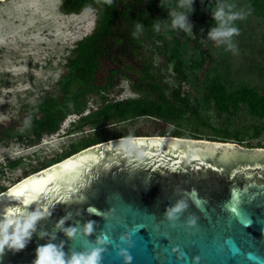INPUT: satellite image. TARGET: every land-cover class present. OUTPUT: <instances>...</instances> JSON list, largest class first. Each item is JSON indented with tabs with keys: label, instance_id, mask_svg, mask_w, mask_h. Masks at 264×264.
Returning <instances> with one entry per match:
<instances>
[{
	"label": "water",
	"instance_id": "obj_1",
	"mask_svg": "<svg viewBox=\"0 0 264 264\" xmlns=\"http://www.w3.org/2000/svg\"><path fill=\"white\" fill-rule=\"evenodd\" d=\"M241 194L247 223L231 211ZM28 211L43 215L26 247L5 249L0 264H33L47 243L65 261L99 249V264H264V147L173 135L109 139L0 192V231Z\"/></svg>",
	"mask_w": 264,
	"mask_h": 264
},
{
	"label": "rangeland",
	"instance_id": "obj_2",
	"mask_svg": "<svg viewBox=\"0 0 264 264\" xmlns=\"http://www.w3.org/2000/svg\"><path fill=\"white\" fill-rule=\"evenodd\" d=\"M206 1L211 3L213 11L223 6L226 13L244 14V19H237L229 25L237 27L239 35L227 40H213L209 34L194 37L191 31L183 29L187 35L192 36L189 38L180 32L172 34L169 27L162 23L155 27L151 36L146 37V33L144 34L143 45L151 49L155 66L172 85L176 84V80L171 73L172 61L167 56L174 46L179 49L181 58L203 61L197 67L191 66L189 62L185 64L188 69L181 88V94L197 105L199 114L207 124L200 128L202 139L214 140L211 136L212 128H220L234 137L226 141L235 142L244 148H248L247 144L264 147V131L255 134V127L262 121L252 115L245 104L240 103L236 108L219 111L210 98L206 97V85L213 77H218L227 91L242 86L258 90L264 88V12L255 5L256 2L264 5V0H193L192 11L187 15V23L191 29L202 15H209L205 8ZM60 2L61 0L0 2V122H18L15 130L18 135L13 134L7 139L8 142L0 141V163L4 166L0 173V185L4 187L20 180L32 165L60 154L82 135L80 132L66 134L71 122L77 118V115L71 114L63 120L56 133L44 136L38 142L29 143L18 139L19 134L28 129L21 113L43 99L62 72L70 49L95 24V13L91 14L84 9L79 13L64 14L59 10ZM216 22L218 28L219 22ZM230 44L233 47H229ZM201 49L209 52L204 60H200ZM133 95L124 78L109 93L114 98ZM91 99L89 107L94 106ZM118 126L154 132L161 130L165 124L152 123L148 118H137L123 121ZM183 127L188 129L189 125L184 122ZM89 131L90 129H85L84 132ZM18 158L22 161L17 166L11 168L7 165Z\"/></svg>",
	"mask_w": 264,
	"mask_h": 264
},
{
	"label": "trees",
	"instance_id": "obj_3",
	"mask_svg": "<svg viewBox=\"0 0 264 264\" xmlns=\"http://www.w3.org/2000/svg\"><path fill=\"white\" fill-rule=\"evenodd\" d=\"M255 5L264 12L262 3L256 2ZM89 6L95 9L92 30L70 49L62 72L43 99L21 113L28 129L19 134L18 139L29 143L38 142L44 136L56 133L63 120L71 114L77 115V118L71 122L66 134L80 132L82 135L60 154L32 165L22 178L78 150L117 137L169 133L177 137L203 138L200 128L207 124L199 114L197 105L181 94L188 69L185 64L189 62L191 66L197 67L203 61L181 58L179 49L174 46L167 56L172 61L171 73L176 80V84L172 85L155 66L151 49L143 45L144 34L146 37L151 36L155 27L162 23L169 27L172 34L180 32L192 38L183 29L171 26L170 11L176 9V0H166L164 4L161 0H111V3L107 0H61L59 10L64 14L79 13ZM205 8L209 15H202L193 25L191 35L194 37L209 34L218 26L211 3L206 1ZM137 25L140 27L137 28ZM156 48L160 50L158 45ZM200 52V60L208 57L207 49H201ZM123 78L128 81L134 95L110 97L109 93ZM206 97L219 111L245 104L249 112L262 121L255 127V134L264 131V88L258 90L242 86L227 91L220 79L213 77L206 85ZM90 99L93 107H89ZM137 118H148L152 123L163 122L165 126L154 132L118 126L123 121ZM184 122L189 125L188 129L183 127ZM16 124L18 122L12 120L0 122V141H7L13 134L18 135L15 132ZM85 129L90 131L84 132ZM211 136L219 141L234 138L227 130L220 128H212ZM21 161V158L14 159L7 165L12 168ZM3 169L0 163V173ZM6 188L0 185V192Z\"/></svg>",
	"mask_w": 264,
	"mask_h": 264
},
{
	"label": "clouds",
	"instance_id": "obj_4",
	"mask_svg": "<svg viewBox=\"0 0 264 264\" xmlns=\"http://www.w3.org/2000/svg\"><path fill=\"white\" fill-rule=\"evenodd\" d=\"M107 2L111 3V0H107ZM165 2L166 0H161L162 4ZM192 3L193 0H176V10L170 11V15L172 16V28L184 29L186 32L191 31V26L187 23V15L192 11ZM85 11L91 14L95 13V10L91 6L87 7ZM213 16L214 19L219 22V27L213 29L209 33V36L213 40H227L234 35H239V29L229 25L232 21L244 19L243 13H226L224 7L221 6L214 11ZM139 27L140 25H137V28ZM229 47L233 46L230 44ZM182 207V204L177 205L167 214L171 217L174 212H178ZM42 215L43 214L40 211H28L24 214L23 219L18 221V226L14 224L7 230L0 231V254H2L5 249L12 250L14 252L24 249L31 238L37 221ZM60 223H63V221ZM66 231L67 235L71 237L75 230L68 229ZM86 231H92L91 224L87 226ZM100 259V250L96 249L92 250L87 255L73 254L69 260L65 261L64 253L56 245L47 243L37 247L33 264H99ZM127 259H131V257H127Z\"/></svg>",
	"mask_w": 264,
	"mask_h": 264
},
{
	"label": "snow or ice",
	"instance_id": "obj_5",
	"mask_svg": "<svg viewBox=\"0 0 264 264\" xmlns=\"http://www.w3.org/2000/svg\"><path fill=\"white\" fill-rule=\"evenodd\" d=\"M246 199L244 194L240 195V199L237 201L236 204L233 205L231 211L234 215H238L241 219V223H247V218L244 217L243 210H242V202Z\"/></svg>",
	"mask_w": 264,
	"mask_h": 264
}]
</instances>
